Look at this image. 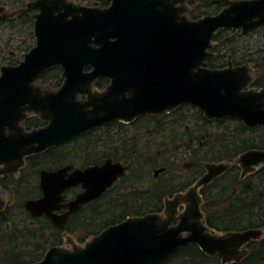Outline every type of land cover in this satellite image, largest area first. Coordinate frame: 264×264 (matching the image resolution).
Wrapping results in <instances>:
<instances>
[{"label":"water","instance_id":"water-1","mask_svg":"<svg viewBox=\"0 0 264 264\" xmlns=\"http://www.w3.org/2000/svg\"><path fill=\"white\" fill-rule=\"evenodd\" d=\"M98 1L110 5L74 0H31L14 9L0 5V22L33 13L35 38L19 63L0 67V176L17 175L30 155L100 125L129 123L181 105L197 108L208 120L237 119L264 129V87L250 86L249 63L234 65L229 55L225 67L205 66L218 30L245 34L264 25V0H215L224 4L221 10L197 19L186 15L191 0ZM54 66L62 70L61 85L37 83ZM98 78L108 80L103 89L94 86ZM29 114L44 124L26 129ZM232 164L244 178L264 166V149H248L233 161L202 162L204 173L184 191L165 197L162 211L128 216L83 243L51 246L29 264H159L188 244L222 264L238 262L247 256V245L263 237V228L216 231L205 221L200 193ZM70 168L40 172L42 195L24 203L31 216L44 215L63 228L70 214L126 172L111 159L67 174ZM76 184L83 190L62 203V192ZM5 205L0 193V211ZM61 208L67 210L58 214Z\"/></svg>","mask_w":264,"mask_h":264},{"label":"trees","instance_id":"trees-1","mask_svg":"<svg viewBox=\"0 0 264 264\" xmlns=\"http://www.w3.org/2000/svg\"><path fill=\"white\" fill-rule=\"evenodd\" d=\"M27 1L31 0H0V4L17 8L22 7ZM219 9L220 6L212 0H197L189 12V17L197 19L203 15L215 14ZM33 21L31 13H25L0 22V25H9V30L13 33H16V30L19 32L20 40L15 45L18 52L25 53L33 45ZM229 33L230 36L227 35ZM243 35L235 30H218L212 38L210 51L213 54L206 60L205 66L222 68L226 66L227 56L230 54L235 65L245 62L252 64V87H264V47L253 50L254 47L249 45L244 46L243 49V46L238 44ZM9 46V38L0 46V67L3 64H17L20 61L15 56L16 51L14 54H11V51L6 52ZM60 73V67L54 66L42 73L38 80L41 84L56 88L61 82ZM105 84L104 79L95 81V86L98 88H102ZM188 111L191 112L189 115H187ZM158 117L168 119L160 120ZM144 119L147 122L143 127H151L153 121L161 125L162 130L165 123L171 127L170 134L165 136V140L176 150L183 148L186 157H181L180 160L189 159L190 168L177 176L171 173L177 168L176 164L171 165L165 160L157 162L159 154L144 155L139 147H134L127 140L124 144L135 151L123 157L114 151L116 147L108 151L105 146L109 137L112 139V145L119 143L114 128L109 136V129L116 123L104 124L92 129L73 139V144H76L73 146L75 153L77 150L80 158L88 157L87 164L101 163L107 157L121 159L128 165L129 171L100 199L84 206L76 213L62 232V229L54 227L45 217L30 218L23 207L26 199L39 194L37 187L39 169L45 166L48 159L53 160L59 156L60 149L50 148L40 154L31 155L18 176H0V187L10 195L9 201L0 212V264L34 263L42 258L49 247L62 244V233L65 232L82 243L106 226L118 223L128 216L162 211L163 197L189 186L202 173L204 169L202 162L233 161L241 152L248 149H264L263 128L247 127L237 119L208 120L200 110L189 105L179 106L170 113L157 116L143 115L138 121L143 123L141 121ZM187 119L190 124L183 123ZM42 124L36 115H30L23 121L26 129L36 128ZM158 124L155 126L157 127ZM181 124L183 127L178 131L177 128ZM141 163L143 165L160 163L158 166L166 169L160 173L158 180L152 179L150 183L143 180L144 183L136 173L138 169L141 171L143 167ZM129 164L139 166L130 170ZM140 171L139 174L142 176ZM188 175L192 176L191 179L186 178ZM181 176L185 179H179ZM113 189H116L114 193H112ZM200 193L203 198L201 208L205 221L216 231L264 228V167L259 174L250 173L240 178V169L237 164H233L213 182L204 185ZM12 198H16L17 201L12 202ZM28 219L33 222L29 223ZM247 248L249 252L246 257L227 264H264V236L260 240L251 241ZM159 264H221V262L218 257L204 254L197 245L188 244Z\"/></svg>","mask_w":264,"mask_h":264},{"label":"flooded vegetation","instance_id":"flooded-vegetation-1","mask_svg":"<svg viewBox=\"0 0 264 264\" xmlns=\"http://www.w3.org/2000/svg\"><path fill=\"white\" fill-rule=\"evenodd\" d=\"M76 2H79V3H81V4H85V5H87V6H100V7H105V6H108V5H110V2H105V1H98V0H83V1H78V0H75ZM215 4H217V5H219L220 6V9L219 10H221V8L223 7V5L224 4H220V3H217V2H215V0H212ZM28 2V1H27ZM197 3V0H191V1H187L186 2V4H185V6L187 7V11H186V15H187V17L189 18V19H191L190 17H189V12L192 10V8H193V6L195 5ZM26 4V3H25ZM24 4V5H25ZM33 13H31V15H32ZM33 17V16H32ZM262 26H264V25H262ZM262 26H259V27H262ZM259 27H257V28H255V29H258ZM255 29H253V30H255ZM225 30H227V29H225ZM233 30H235V29H233ZM235 31H237V30H235ZM252 31V30H251ZM251 31H249V32H247V34H249ZM238 32V31H237ZM239 33V32H238ZM230 55V54H229ZM228 55V56H229ZM228 56H227V59H228ZM230 59H231V55H230ZM232 61V60H231ZM233 62V61H232ZM245 63H247V62H245ZM249 63V62H248ZM233 64H234V62H233ZM241 64H243V63H241ZM241 64H238V65H241ZM251 64V63H250ZM227 65V64H226ZM235 65V64H234ZM252 65V64H251ZM61 69V68H60ZM85 70H87V68H85ZM61 73H62V70H61ZM61 73H60V76H61ZM98 79H104L105 81H106V84L102 87V88H98V87H96L95 86V82H94V86L96 87V88H98V89H103L107 84H108V80L106 79V78H98ZM97 79V80H98ZM62 81H63V78H62V76H61V82H60V84L59 85H61V83H62ZM96 81V80H95ZM59 85H58V87H59ZM80 98L82 99V98H84V96H80ZM182 106V105H181ZM172 112V111H171ZM170 113V112H169ZM162 114V113H161ZM146 115H149V114H146ZM159 115V114H158ZM143 116V115H142ZM152 116H157V115H152ZM141 117V116H140ZM140 117H138V118H136L135 120H133L132 122H129V123H124V122H119V121H114V122H111V123H108V124H113V123H116L114 126H112L111 127V129H109V136L111 135V132H112V130H113V128H114V133H115V135L116 136H118V138H119V143H118V145H112V139H111V137H109V138H107L106 139V144H105V146H106V150H108V151H112V148L113 147H116L115 149H114V151H116L118 154H120L121 156H126L127 155V153H131V151H135L134 149H132V148H129L128 147V145H126V144H124V142L127 140L128 142H130L134 147H138L140 144H142V139H143V136H153V135H155V132H161L162 131V129L160 128V126L161 125H159L158 123H156V121L154 122L153 121V125L150 127V126H147V127H142L143 126V124L145 123V122H143V123H140V121H138V119L140 118ZM159 118V117H158ZM160 120H166V119H168V118H165V117H163L162 119L161 118H159ZM163 123H165V122H162V124ZM44 124V123H43ZM155 124H158V126L157 127H154V125ZM127 127H129V128H127ZM143 129V130H142ZM171 129V127L167 124V123H165V125H164V128H163V130H170ZM141 131V133H139ZM155 131V132H154ZM171 133H174V132H172L171 131ZM79 137V136H78ZM76 138V137H75ZM75 138H73V139H75ZM73 139L72 140H69V141H67V142H64V143H62V144H60L59 146H57V147H52V148H57V149H60V152H59V156H57V157H55L53 160H51V158L50 159H48L47 160V162L45 163V166L44 167H42V168H40L39 169V172H38V176H37V187H38V189H39V177H40V172L42 171V170H48V171H52V170H56V169H59V168H63V167H65V166H71V168L70 169H68V171H67V174H69V173H71L74 169H85V168H87V167H89V166H92V165H94V164H101V163H103L106 159H111L112 161H118V162H121L123 165H125L126 166V172H125V174H127L128 173V169H129V167H128V165L126 164V163H124L121 159H113L112 157H107V158H105L101 163H94V164H87V160H88V157H84V158H80L79 157V155L77 154L78 152H77V150H76V153H75V150L73 149V146L74 145H76V144H73ZM126 145V146H125ZM71 148H72V150H71ZM126 148H128V149H126ZM141 148H142V145H141ZM48 149H50V148H48ZM47 150V149H46ZM45 150V151H46ZM44 152V151H43ZM34 155V154H33ZM31 156V155H30ZM29 156V157H30ZM60 157V158H59ZM28 158V157H27ZM27 158H26V160H27ZM142 164V163H141ZM130 165V164H129ZM138 164H134V165H130V170H133V169H136V168H138ZM142 166H144L143 164H142ZM263 167V166H262ZM204 168V167H203ZM166 169V167H162V166H158V168L157 169H154L153 168V180L154 181H156V180H158L160 177V173H162L164 170ZM157 170H161L160 172H158V174L157 175H154V173H155V171H157ZM139 169L137 170V175L139 176V178H141V180L143 181V178H142V176L139 174ZM204 169H203V171H202V173L199 175V176H201L203 173H204ZM20 173V172H19ZM124 174V175H125ZM251 174H256V173H251ZM123 175V176H124ZM65 176H67V175H65ZM122 176V177H123ZM198 176V177H199ZM191 177L192 176H187L186 178H188V179H191ZM197 177V178H198ZM121 178V177H120ZM119 178V179H120ZM196 178V179H197ZM119 179H117L114 183H113V185L111 186V187H109L107 190H105L98 198H96L95 200H93V201H91V202H89V203H87V204H85V205H83L79 210H77V211H75L74 213H72V214H70L69 216H68V218H67V221H66V223H65V225H64V227L63 228H60V229H62L63 231L62 232H64V228H65V226L67 225V223L69 222V220L70 219H72L74 216H75V214L76 213H78L84 206H86V205H88V204H90V203H92V202H94V201H96V200H98V199H100L101 197H102V195H104V193H107V191L108 190H110L113 186H114V184L119 180ZM195 179V180H196ZM194 180V181H195ZM193 181V182H194ZM144 182V181H143ZM192 182V183H193ZM145 183V182H144ZM191 183V184H192ZM190 184V185H191ZM189 185V186H190ZM188 187V186H187ZM186 187V188H187ZM185 188V189H186ZM185 189H183V190H179V191H184ZM83 190V188H82V186H81V184H76V185H73V186H71V187H67V188H65V190L62 192V194L64 195V199H63V201H62V203H66V202H68V201H70V200H72V199H74L75 197H76V195L78 194V193H80L81 191ZM115 190L116 189H113V191H112V193H114L115 192ZM176 192H178V191H176ZM175 193V192H174ZM174 193H172V194H174ZM171 194V195H172ZM42 195V192H41V190L39 189V194H38V196H36V197H33V198H37V197H40ZM171 195H165L164 197H163V200H164V198L165 197H170ZM9 201V200H8ZM26 201V200H25ZM25 201H24V203H25ZM6 206V205H5ZM67 210V208H61L59 211H57V213L58 214H63L65 211ZM28 214L30 215V213L28 212ZM31 217H33V216H31L30 215V218ZM36 217H45L44 215H40V216H36ZM36 217H34V218H36ZM46 218V217H45ZM47 219V218H46ZM29 220V223H32L33 221L31 220V219H28ZM49 220V219H48ZM50 221V220H49ZM51 223V222H50ZM52 224V223H51ZM55 227V226H54ZM56 228H58V227H56ZM61 232V233H62ZM63 234V233H62Z\"/></svg>","mask_w":264,"mask_h":264},{"label":"rangeland","instance_id":"rangeland-1","mask_svg":"<svg viewBox=\"0 0 264 264\" xmlns=\"http://www.w3.org/2000/svg\"><path fill=\"white\" fill-rule=\"evenodd\" d=\"M7 6L9 7L10 5H7ZM9 8H11V7H9ZM9 29H10L9 25H0V46L4 45L5 41L9 38L10 39V46L6 49V52L11 51V54H14L16 51L15 56L21 60L23 58L22 55L25 54L28 50L25 53H23L24 51L18 52L16 50L15 45H17L19 43L20 35L16 29H15L16 33H13L12 30H9ZM227 35L230 36L231 33H229ZM34 44H35V40H33L32 46H34ZM238 44L243 46V49H244V46H249V45L251 47H254L253 50L254 49L258 50L260 47H264V28L255 29V30H252L249 34H247V33L244 34L243 37L239 40ZM249 65L251 66V68H253L250 63H249ZM252 75H253V71H252ZM37 83H40L39 80L37 81ZM43 85H44V87L51 88V87H49L48 84H46V85L43 84ZM190 113L191 112L188 111L187 115H189ZM141 122L146 123L147 120L144 119ZM183 123L190 124L189 119L183 121ZM224 124H226V123H224ZM154 127H156V126L154 125ZM182 127H183V124H181V126H179L177 128V130L180 131L182 129ZM127 128H129V127H127ZM139 133H141V131ZM167 134H170V130L169 131L168 130H162L161 132H155V135H153V136H143L142 144H140L138 147L142 150V153L144 155H146L147 153H150V154H156V156H157L159 154L158 158L156 159L157 162H159L161 160H165L171 165L176 164V167L178 169L175 168V170L171 173H174L175 175L179 176L181 172L185 173V171L190 168V165H189L190 160L189 159H181L180 160L181 157H184V156L186 157V154L183 152L184 151L183 148L176 150V148H174V146H171L169 143H167V141L165 140V136ZM141 145H142V148H141ZM158 165H160V163H157L155 165L145 164L142 167L140 173L142 174V178L145 182L150 183V181L152 179H154L153 178V168L157 169ZM263 167L257 166L252 173H256V174L258 173L259 174V171ZM188 174H189V172H188ZM169 175H171V174H169ZM188 177H189V175H188ZM179 179H185V178H183V176H181V177H179ZM0 193L6 201L9 200L10 195H9L8 191L1 189ZM11 201L16 202L17 200H16V198H12ZM62 238H63V244H66V246H68V247H70L71 244H73V243H75V244L80 243L79 241L76 240V238L73 235H71L69 233H63ZM248 252H249V248H248Z\"/></svg>","mask_w":264,"mask_h":264}]
</instances>
